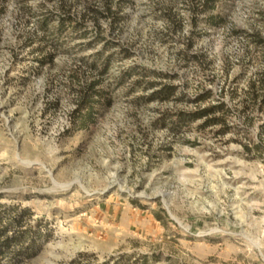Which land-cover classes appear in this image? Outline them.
I'll return each mask as SVG.
<instances>
[{
	"label": "rangeland",
	"instance_id": "1",
	"mask_svg": "<svg viewBox=\"0 0 264 264\" xmlns=\"http://www.w3.org/2000/svg\"><path fill=\"white\" fill-rule=\"evenodd\" d=\"M198 2L0 0V203L51 234L23 264H264V0Z\"/></svg>",
	"mask_w": 264,
	"mask_h": 264
},
{
	"label": "trees",
	"instance_id": "2",
	"mask_svg": "<svg viewBox=\"0 0 264 264\" xmlns=\"http://www.w3.org/2000/svg\"><path fill=\"white\" fill-rule=\"evenodd\" d=\"M132 0H100L102 3V10L90 7L92 18L95 23H99L101 18L112 20V25H116L118 21H121L123 13L127 6L130 5ZM218 0H199V5L202 6V12L208 11L209 8L216 5ZM211 6V7H210ZM217 16H212L213 19H217ZM221 20H223L221 18ZM101 34H98V37ZM50 55L44 57L41 61L49 59ZM97 64H92L91 68L97 69ZM107 62L102 63L99 73L103 74L107 70ZM147 74H156L155 71L148 70ZM159 75L161 73H158ZM101 85V81L98 79H92L80 82L79 86V98L78 105L74 110V114L78 115L82 124L92 118V112L94 109V103L106 100L103 98L101 91L98 87ZM148 87L155 88L149 99H167L171 97L176 89L170 83L151 81L147 82ZM97 97V98H96ZM201 98H205L201 95ZM222 105H216L204 109H198L193 112L180 113L179 117L185 121H196L198 119L209 117L214 115ZM85 112V113H84ZM220 121V118L212 116L207 118L206 124H216ZM3 195L0 194V199ZM32 217V211L29 207H22L20 204L7 205L0 203V264H23L26 260L36 256L44 242L48 241L51 237L50 232L43 225H32L30 222ZM44 227V228H43ZM88 255L81 254L78 258L72 260L69 264H83V258ZM126 256H124L125 258ZM123 258V257H121ZM106 264H108L106 262ZM114 264H121V261L117 260Z\"/></svg>",
	"mask_w": 264,
	"mask_h": 264
}]
</instances>
